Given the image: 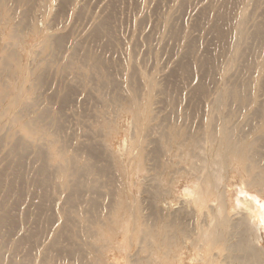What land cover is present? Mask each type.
<instances>
[{
  "label": "rangeland",
  "instance_id": "1",
  "mask_svg": "<svg viewBox=\"0 0 264 264\" xmlns=\"http://www.w3.org/2000/svg\"><path fill=\"white\" fill-rule=\"evenodd\" d=\"M246 185L264 0H0V264H264Z\"/></svg>",
  "mask_w": 264,
  "mask_h": 264
},
{
  "label": "bare ground",
  "instance_id": "2",
  "mask_svg": "<svg viewBox=\"0 0 264 264\" xmlns=\"http://www.w3.org/2000/svg\"><path fill=\"white\" fill-rule=\"evenodd\" d=\"M224 100V95L223 93L220 94L219 98H218V103L221 104ZM219 147L222 149L223 152H225V149H227L230 153V156L229 158L232 160L235 158V155H233V152H234V149L232 147V144H230L228 141L226 140H222L218 143ZM219 176L220 175H211V178L213 179H210L209 180V183L210 185H213L214 181H217V179H219ZM233 176V175H232ZM232 176L228 177L226 176V180H225V184L224 186L227 187V185H231L233 184L232 180L235 178L233 177L232 179ZM214 187V186H213ZM218 191V190H217ZM249 191H252L251 190V185H246L244 187V192L245 194L243 195L242 197V202H244L247 206L251 207L252 209H257L259 211V215H260V218L262 220V222L264 223V203H261L260 204V195H263L264 194V188H261L258 192H253L255 194H252L250 193ZM219 192V191H218ZM241 192V191H240ZM227 192L224 193L225 196ZM219 198V196L217 195V199ZM228 201V199H227ZM226 201V205H228L229 203ZM247 215L248 217L251 216V210L250 208H248L247 210ZM218 222L222 225H220L222 228H224V221L222 218H218ZM215 236H216V240H220L222 238V233L218 230V231H214V233H208L205 237L209 240H215Z\"/></svg>",
  "mask_w": 264,
  "mask_h": 264
}]
</instances>
